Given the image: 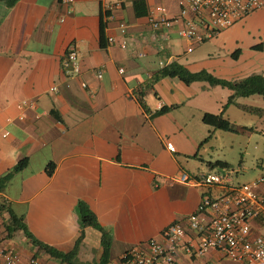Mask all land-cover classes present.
Here are the masks:
<instances>
[{
	"label": "crops",
	"instance_id": "1",
	"mask_svg": "<svg viewBox=\"0 0 264 264\" xmlns=\"http://www.w3.org/2000/svg\"><path fill=\"white\" fill-rule=\"evenodd\" d=\"M101 1L0 0V178L26 160L4 183L0 205L35 239L64 253L82 231L75 264H97L102 255L101 233L80 225L79 202L110 236L107 263L131 248L144 249L149 239L167 249L162 233L178 222L186 229L174 254L179 264H232L215 249L197 253L198 236L186 223L203 197L218 196L221 189L175 178L219 173L211 163L202 165L200 150L216 130L202 122L205 113H222L231 122V107L264 109L243 101L259 96L263 105L264 97H237L224 108L228 88L158 75L176 62L227 81L264 78V7L211 39L189 42L177 35L181 23L153 31L148 22L156 7L169 18L178 16L181 0H119L107 22ZM71 44L80 71L65 75L60 63ZM162 107L169 110L154 115ZM7 217L0 212V244L17 254V264L31 258L60 264L21 231L7 238Z\"/></svg>",
	"mask_w": 264,
	"mask_h": 264
},
{
	"label": "built area",
	"instance_id": "2",
	"mask_svg": "<svg viewBox=\"0 0 264 264\" xmlns=\"http://www.w3.org/2000/svg\"><path fill=\"white\" fill-rule=\"evenodd\" d=\"M70 5L72 0H62ZM119 0H102L101 11L105 22L112 18L111 11ZM178 16L169 18L164 8L156 7L148 16L153 31L167 30L181 23L176 32L189 42H202L215 37L243 16L264 7V0H181ZM188 13L191 17L188 18ZM120 31L124 26L120 24ZM107 43H114L112 37ZM124 49V42L119 44ZM187 51H191L189 47ZM61 69L65 75L80 71L75 45L67 47ZM119 73H123L119 69ZM97 77H101L100 72ZM56 88L52 87L51 91ZM21 105H31L23 101ZM179 183L193 186L218 187V196L203 197L196 211L188 216L187 226L198 236L197 253L215 249L223 253L232 264H264V172L254 180L235 184L229 172L209 173L200 176L180 174ZM168 242L164 248L155 239L145 242V248H131L116 262L107 264H179L174 256L176 248L184 241L186 229L180 223L168 225L163 233ZM0 258L5 264H17V254L0 244ZM25 264H44L31 258ZM209 264V263H206Z\"/></svg>",
	"mask_w": 264,
	"mask_h": 264
},
{
	"label": "trees",
	"instance_id": "3",
	"mask_svg": "<svg viewBox=\"0 0 264 264\" xmlns=\"http://www.w3.org/2000/svg\"><path fill=\"white\" fill-rule=\"evenodd\" d=\"M100 39L103 40L102 25L100 28ZM261 49H262L261 46L257 47V50H261ZM238 54H239V50H236L234 53H232L231 57L235 59ZM158 77L177 78L186 85L194 81H205L209 83V85L211 86L219 85L222 87H226L232 91V94L228 97L227 103L224 105V108H226V106L230 104H233L235 98L237 97H247L251 95H260L264 97V78L256 74L250 75L239 81H227L216 78L205 71L191 73L182 65L173 62L168 66L162 68V70L159 72ZM168 110L169 108L162 107L158 111L154 112V115L164 114ZM243 110L257 114H262L264 112V109L254 108V107H246V108L243 107ZM202 122L216 130H221L224 132L236 131L234 126L226 118L223 117L222 113L220 114L205 113L202 117ZM215 164L224 168H226L227 166L226 163L222 161H218ZM25 166H26V160L25 159L21 160L13 167V169L10 172L2 176L0 178V191L2 190L4 183L9 179L11 174L13 172L22 170ZM53 168L54 166L52 163L47 164L45 171L48 176L52 174ZM3 210L7 213L8 216L4 223V228L7 238L11 237L15 232L21 231L23 235L27 238L29 243L33 245L37 249V251H42L43 253L47 254L49 257L59 261L60 264H75L74 258L79 243L83 236L82 231L80 233V236L75 242L74 248L70 252L64 253L35 239L31 235V233L27 230L26 226L21 222V220L17 218L14 212L4 204H1L0 212ZM77 212L80 217L81 227H92L101 233L102 255L100 262L97 264H107L109 246H110L109 234L100 226L95 215L83 202L78 203Z\"/></svg>",
	"mask_w": 264,
	"mask_h": 264
},
{
	"label": "rangeland",
	"instance_id": "4",
	"mask_svg": "<svg viewBox=\"0 0 264 264\" xmlns=\"http://www.w3.org/2000/svg\"><path fill=\"white\" fill-rule=\"evenodd\" d=\"M259 96L243 100L245 104L257 106ZM262 102V101H260ZM230 123L236 128L235 132L214 130V134L208 137V143L200 150L206 164L211 163L213 170L229 172L235 183L243 184L257 178L264 172V112L247 113L238 108L229 110ZM260 115V116H259ZM222 161L226 168L215 163Z\"/></svg>",
	"mask_w": 264,
	"mask_h": 264
}]
</instances>
